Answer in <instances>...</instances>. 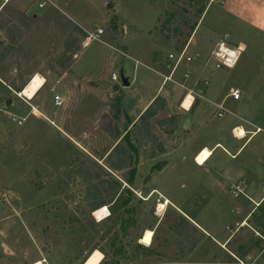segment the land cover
<instances>
[{"label": "rangeland", "instance_id": "374dc122", "mask_svg": "<svg viewBox=\"0 0 264 264\" xmlns=\"http://www.w3.org/2000/svg\"><path fill=\"white\" fill-rule=\"evenodd\" d=\"M60 1L34 19L5 9L0 27L9 46L0 48V75L8 76V83L14 88L23 89L30 79L24 82L21 78L29 74L25 72L29 66L45 61L50 68L53 65L66 67L71 61L74 76L86 84L92 83L88 86H92L93 96L108 100L113 89H119L124 116L131 117L138 102H142L160 81L153 72L142 66L136 67L134 62L152 65L156 71H171L174 59L187 46L205 0H71V14L68 15L64 12L63 0ZM116 1L118 9L115 10ZM207 3L208 0L203 6ZM216 7L219 5L212 4L210 11ZM48 11L54 13V20L45 19L44 14ZM206 22L207 19L200 29ZM95 28L103 30L100 41L91 40L85 45ZM20 40L34 49L30 64L23 69L16 61L14 49ZM213 45L211 43L203 52L188 46L184 58L188 57L190 62L178 65L174 79L178 80L184 71L193 72L196 65L212 68L215 63L211 58ZM169 54L174 59H168ZM136 68L140 70L137 80ZM120 71L123 78H128L127 87H121ZM221 72L226 76L230 70L221 69ZM111 73L117 77L115 83L109 79ZM190 80H184L183 85H189ZM169 87L174 88L167 83L163 90L167 91ZM230 87L233 86L229 79L219 90V98L227 94ZM206 89L205 84L201 87L198 82L189 87L193 99L191 107L202 99ZM179 90L173 89L172 93ZM52 91L70 99L68 111L81 107L80 95L76 98L68 96L61 85ZM4 96H7L3 101L5 104L9 96L0 86V103ZM223 102L228 114L222 120L233 118L230 112L236 101L227 98ZM257 103L259 107L261 102L258 100ZM9 110L12 112V108H7ZM152 111V117H144L128 129L123 115L121 118L120 112L111 110L108 117L101 119L102 126L113 137V142L107 144H80L78 141V144H71L43 120L35 121V128L28 130L32 117L26 118L21 127H16L0 112V195L6 199V203H0V264H202L213 260L227 261L219 247L208 240L203 241L198 231L185 221L183 213L189 207L196 213L212 217L209 221L213 227L217 231L222 229L220 235L229 238L225 246L228 251L242 255L262 249L261 242L254 241L252 230L264 236L261 191L264 149L258 144L259 140L264 142V133L244 145L238 157H226L217 150L204 167L195 168L188 144H182L190 130L189 126H183L186 117L180 116L178 110L169 111L162 99L155 103ZM206 114L208 124L222 123L221 119L214 118V107ZM113 115H116L115 125H110ZM15 117H18L17 113ZM126 131L127 137L120 140ZM116 135L120 137L118 141ZM7 138H11L8 143ZM217 140L220 135L201 132L191 144L210 145ZM226 140L233 142L230 135ZM21 142L25 144H17ZM116 144L121 146L119 150L106 157ZM211 154L207 152L208 157ZM120 157L125 158L127 168L121 171L108 168V162L116 163ZM131 170L134 174L128 186L124 179L130 177ZM187 173L203 179L196 183L200 185L199 191L190 196L187 189L180 192L176 188L168 194L167 188L176 180L181 182L182 176L187 179ZM237 181L245 183L244 191L250 199L259 201V206L246 220L247 225L241 223L240 228L238 222L252 210L253 203L241 196L234 199L229 195L228 184ZM163 194L168 199H175L182 213L168 205L157 215V205L164 200L160 197ZM99 202L104 204L92 210L91 207ZM206 205H217L216 210L226 213L221 215L222 218L216 216L217 213L212 216V213H206ZM101 208H106L108 215L98 221L94 212ZM146 230L152 232L149 246L142 243ZM193 252L196 255L188 258ZM259 262L264 263V256Z\"/></svg>", "mask_w": 264, "mask_h": 264}, {"label": "crops", "instance_id": "0c3cea01", "mask_svg": "<svg viewBox=\"0 0 264 264\" xmlns=\"http://www.w3.org/2000/svg\"><path fill=\"white\" fill-rule=\"evenodd\" d=\"M39 1L40 0H0V26L2 20L4 19L3 16L5 15V9L11 10L16 14H20L22 17H31L32 19H34V17L43 15V11L51 9L50 7L55 6L54 3L57 5L61 2L60 0H54L53 3L52 0H49L51 4H47L43 8H38L37 4L39 3ZM70 3L71 0L62 1V5L64 6L63 8L65 10L64 12H66L65 14L67 15L71 14L69 11L71 9ZM214 3L219 5V7H216V10L210 11V8ZM117 7L118 3L116 1L114 9H118ZM53 14L54 13L52 11H48L46 14H44L45 19L48 21L54 20L55 16ZM68 18L70 20H73L71 17ZM206 19V24H204L202 29H200L201 25L205 22ZM195 23L196 24L194 25L193 31L187 41L188 43L185 47V50L188 46H190V48H194L198 50V52H203L211 43H213V46H215L218 41H224L227 45L230 46L239 45L243 48V51L236 64L231 69H224L226 71L230 70V72L225 73L227 75L223 76L222 73L224 72H221V69L223 68H204L200 64L193 66V72L184 71L183 75L185 73L188 74L186 78H184L182 75L177 80L174 79V72L176 71L179 64L172 71L168 72L156 71V69H154L152 65H150V67L138 61H135L134 64L136 65V67L142 66L148 71L153 72L154 75L160 79V81L155 89L151 90L149 95L142 102H138V104L136 105V111L132 113L131 117H129L128 115L124 116L121 108V102L120 109L125 121L128 122V129L137 122L138 118L143 114L144 110L151 104V102L155 98L162 99L169 111H180L178 112V114L180 116L186 117L190 129L188 136L182 142V144H188L187 148L191 153V159L194 167L202 168L213 157L215 151L219 150L226 157H238V154L241 153V149L244 145L247 146L252 142L253 139H255L258 134L262 132L264 133V0H208L207 6L204 7V10ZM78 26L82 27L81 25ZM88 43L89 42H86L85 45ZM100 43L103 42L101 41ZM5 46H9V43L6 41V38L4 37L3 31L0 27V48ZM14 49L16 51V61L21 69H23L26 64H30L29 62L32 56L31 52L34 49L32 50V48L28 47L27 44H25V42H23L22 40L18 41L14 45ZM72 56L73 59L75 57V54ZM123 56H125V54H123ZM139 71L140 70L136 68V80L139 76ZM25 72L29 74L22 76L21 79L24 82L28 81L35 75L39 76V78H41L42 80L40 87L31 96V98H26L21 95V91L23 89H16L12 85H10L8 83V76H3V74L2 76L0 75V86L4 87V89L7 91V95L9 96V99L7 100L9 101L8 105H5L3 103L7 96L2 97V102L0 103V112L4 114L6 118H8L10 123L15 124L16 127H21L26 118L32 117L33 122L28 125V130L29 128L33 130L35 128L34 122L43 120L50 127L56 130L62 137L67 139V141H69L71 144H78L76 141H78L80 144H82L83 142V144H107L108 141L113 140V137H111L107 133L108 130L102 126L101 119L105 116H109L113 100L115 96H118L119 89L114 88L111 93L109 91L108 93H110V95L108 96V100H102V98L100 97L93 96V94L91 93V91H93V88L92 86H88L92 83L87 82L88 84H86L85 82L78 80V78L74 76V74L72 73L71 61L66 67L53 65L51 68L45 63V61H43L36 66H29V69L25 70ZM188 78H190L191 80L190 82H188L189 85L185 87L183 83L184 80ZM125 79L128 83V78L126 77ZM229 79L230 84L233 87H230L228 93L219 98V90L223 85L226 84V82H228ZM116 81H114L113 83H115ZM197 82L201 85V87L202 84H205V86L207 87L205 94L194 107H191V103L189 108L185 110L180 106L182 100L186 95H191L189 87H193L197 84ZM167 83H170L172 86H174V88L169 87L167 91H164L163 87ZM60 85L64 93L68 94V96H72L74 98L79 97V95L81 96L82 101L80 108H76L74 110L71 109L70 111H68V104L70 102V99L65 95L59 97L57 93H53L54 91H52L54 88H57ZM121 87L123 86L121 85ZM176 88L180 89L179 92L172 93V90H176ZM231 90H237L239 92L238 99L233 100L229 96V92ZM185 92L187 93L184 94ZM54 96H58L61 101L59 107H55L53 105ZM12 98L15 100L13 101ZM227 98H231L232 101H236V103H233L232 112H230V115H232L233 118L222 120L224 115L221 118L217 117L216 114L218 110L216 109V106L221 104L222 108L226 110L228 114V110L223 107V101ZM258 100L261 102V105L259 106L260 109L257 103ZM62 107H64V109ZM213 107L214 118L222 120V123L220 124H208L209 121L207 120L206 111L208 109H212ZM7 108H12V112L10 110L8 112ZM15 113H17L18 117H15ZM258 117H260L259 121L256 120V118L258 119ZM12 119L21 120L20 125H17L14 121H12ZM114 119V117L110 116V122L112 121L110 125H115ZM239 128H241L245 133V136L243 138H238L234 134V131ZM115 129L119 131V128ZM201 132L220 135V140L213 141L209 143L210 145H207L208 143L191 144V141H193L195 136L197 134H200ZM229 135L231 136V139H233V142H228L226 140L228 139ZM246 135H248V137H246ZM16 137L17 136H12V138ZM116 138L117 139L115 140L118 141L120 137L117 136ZM244 138L246 139L243 140ZM10 139L7 138L6 142H10ZM2 141L4 142L5 140L2 139ZM239 141L242 142L239 143ZM237 143H239L238 146L236 145ZM17 144L25 143L21 142ZM258 144H260V148L263 150L264 142L259 140ZM201 150H207L206 152L212 154L209 157L207 156V158L202 160L201 162H199L198 160L194 161L195 156L199 152H201ZM242 173L243 171L238 175H241ZM186 175H188V180L184 179V176L181 177V182H178V180H176L174 185H170L167 188L169 189L168 194H171L170 192H174L176 188L180 192L183 191L182 189H187L190 193V196L193 193L195 194V191H199L200 185L196 183H200V181L203 179L197 175L189 173H187ZM204 187L206 188L205 184ZM160 197L161 199L164 198V200L158 203L157 209L159 204L164 205L165 208L168 205H171V207L173 206L178 209L179 206L177 205L175 199L171 197L168 199L164 196V194ZM251 201L256 204V206L253 205L252 210L244 214L243 218L240 220V223L238 222L237 224L239 228L242 227L240 226L241 223L247 225L246 220L252 214V211L259 206V201H257V199H251ZM216 207L218 206L216 205L214 207H210L206 205V213H212V216L217 213L216 216L219 215V217H221V215L223 214L225 215L226 211L221 214L220 211L215 209ZM162 212L158 213L156 210L157 215L161 214ZM183 214L186 218H184L185 221L192 225V227H194L196 231H198L203 241L208 240L215 246L219 247V249L223 253V256L229 259L228 255L225 253V251H223V249H226L225 246L229 242V238H227L226 235H220V231H222V229H220V231H217V228L213 227L211 222L212 217H208L199 212L196 213L192 209V207L187 208ZM210 218L211 220L209 221ZM147 231L149 230L145 231L142 239L145 237ZM149 245L150 244L145 246ZM92 252L88 256L86 255L87 258L92 254ZM229 252L232 253L231 251ZM195 255L196 253L193 252L188 255V258ZM263 256L264 251L261 253L260 257Z\"/></svg>", "mask_w": 264, "mask_h": 264}, {"label": "built area", "instance_id": "2783aa9c", "mask_svg": "<svg viewBox=\"0 0 264 264\" xmlns=\"http://www.w3.org/2000/svg\"><path fill=\"white\" fill-rule=\"evenodd\" d=\"M47 4H51L49 0H40L39 3L37 4L38 8H43ZM103 35V30L101 28H95L91 34L88 35V38L86 39L88 42L89 41H100V36ZM243 51V48L239 45L237 46H228L224 41L218 42L215 45L214 50L211 53V58L215 61L213 64V69H231L237 62L241 52ZM168 59H174L171 54L167 56ZM189 58L185 57L184 58V50L181 51L177 57L174 59V63L172 65V68L174 69L178 64L181 62H189ZM172 69V70H173ZM171 70V71H172ZM188 76L187 73L184 74V77L186 78ZM110 81L114 82L117 80V77L114 73H111L110 75ZM229 96L233 99L236 100L239 97V92L237 90H231L229 92ZM60 99L58 96L53 97V105L55 107L60 106ZM190 106V105H189ZM216 109L218 110L217 112V117L221 118L223 115L227 114V111L224 110L220 105L216 106ZM17 125H20L21 120H13ZM229 195L232 198H237V197H244L247 200L250 201V203H253L251 199L245 194V183L243 181H237L235 183L228 184L227 186ZM261 191L263 193L264 197V176L261 179ZM0 203H6V199L0 195ZM254 206L256 204L253 203ZM258 205V204H257ZM253 232V237L256 241H260L262 245V249L259 250L257 253H245L242 256H238L235 254L230 253L226 249H223L225 253L228 255L229 259L227 261H219V260H213L210 262H205L203 264H264L260 263V256L261 253L264 251V236L257 233L256 231L252 230Z\"/></svg>", "mask_w": 264, "mask_h": 264}, {"label": "bare ground", "instance_id": "6f19581e", "mask_svg": "<svg viewBox=\"0 0 264 264\" xmlns=\"http://www.w3.org/2000/svg\"><path fill=\"white\" fill-rule=\"evenodd\" d=\"M42 83V80L41 78H39V76L35 75L33 76L30 81L27 83V85L23 88V90L21 91V95L26 97V98H31V96L36 92V90L40 87ZM192 103V97L191 95H186L183 103H181V107L183 109H187L189 108V105ZM234 134L238 137V138H243L245 136V133L244 131L239 128V129H236L234 131ZM209 153V152H208ZM207 152L206 151H203L202 153H199L198 154V157H197V160L199 162H201L202 160L206 159L207 158ZM195 161V160H194ZM196 163V162H195ZM199 165V164H197ZM164 205L162 204H159L158 206V209H157V212L160 213L164 210ZM108 215L107 213V210L106 208H101V209H98L94 212V216L95 218L98 220V221H101L103 220L106 216ZM242 226H245V224L243 223ZM151 237H152V233L147 231L146 234H145V237L143 238L142 240V243L144 245H148L150 244L151 242ZM36 264H41L40 262L36 263Z\"/></svg>", "mask_w": 264, "mask_h": 264}, {"label": "trees", "instance_id": "16d2710c", "mask_svg": "<svg viewBox=\"0 0 264 264\" xmlns=\"http://www.w3.org/2000/svg\"><path fill=\"white\" fill-rule=\"evenodd\" d=\"M206 2H207V0L204 1V3H206ZM204 3L202 4V9H201V11L204 10V7H205V6H203ZM201 13H202V12H200L199 16L201 15ZM17 92H18V91H17ZM158 100H159V98H155V99L151 102V104H150V105L144 110L143 114L138 118L137 121H141L144 117H146V118H150V117H152L153 114H154V112L152 111L153 106H155V103H156ZM114 109H115L116 111H118V112H121V109H120V97H119V96H115V98H114V100H113V104H112V106H111V110H114ZM113 117L115 118L116 115H115V116L113 115ZM131 127H135V124H133ZM127 135H128V131H126V132L123 134V136L121 137L120 140H124V139L127 137ZM127 146L130 147V148H132V146H131L130 144H127ZM120 147H121V146H120L119 144H116V145L114 146V148L111 150V152H110L106 157H110L111 154H112L113 152L119 150ZM162 153H163V152H162V150H161L160 154H162ZM125 161H126L125 158L123 159V158L120 157V158H118V159L116 160V163H109V162H108V163H107V166H108V168H110V169L113 170V171H121V170H123L124 168H127V167H128L127 164H125ZM159 166H161V165H159ZM133 174H134V171L131 170V172L129 173L130 177L124 179V182H125L128 186L132 183V175H133ZM103 204H104L103 202H99V203L93 205L91 208H92V210H95L96 208H99V207L102 206Z\"/></svg>", "mask_w": 264, "mask_h": 264}, {"label": "water", "instance_id": "95a60500", "mask_svg": "<svg viewBox=\"0 0 264 264\" xmlns=\"http://www.w3.org/2000/svg\"><path fill=\"white\" fill-rule=\"evenodd\" d=\"M119 78H120V83L123 87H127L128 86V83L126 81L125 78L122 77V74L119 73ZM9 104V101H6L5 105H8ZM120 117L122 118V113L120 112ZM183 126L186 128L188 126V121L185 120Z\"/></svg>", "mask_w": 264, "mask_h": 264}]
</instances>
